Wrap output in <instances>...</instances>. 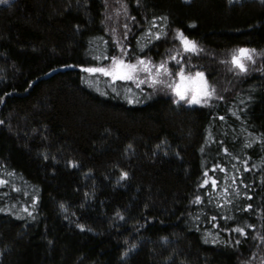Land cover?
Returning <instances> with one entry per match:
<instances>
[{
  "label": "trees",
  "instance_id": "1",
  "mask_svg": "<svg viewBox=\"0 0 264 264\" xmlns=\"http://www.w3.org/2000/svg\"><path fill=\"white\" fill-rule=\"evenodd\" d=\"M105 56L174 75L83 71ZM180 68L207 103L175 98ZM0 121V264H264V0H7Z\"/></svg>",
  "mask_w": 264,
  "mask_h": 264
},
{
  "label": "snow or ice",
  "instance_id": "2",
  "mask_svg": "<svg viewBox=\"0 0 264 264\" xmlns=\"http://www.w3.org/2000/svg\"><path fill=\"white\" fill-rule=\"evenodd\" d=\"M7 0H0V3H6ZM127 27V25H125ZM160 38V33L156 34V39ZM177 38L180 39L185 52H197L198 45L194 40H190L182 31L177 32ZM123 52V49H121ZM257 54L256 49H249L245 47L238 48L234 50L231 56V64L239 70L240 73L247 74L248 72V63H255V55ZM104 59H110L111 63L108 66H93L85 67L83 71L92 73V74H102L104 76L111 77L112 81L117 80H132L138 81L137 86L140 83H145L144 80H139L137 73L140 71L146 72L149 74V77L152 80L153 85L157 83H164L165 81L161 80L160 77L167 75L172 77L174 75L173 70L166 66L164 62L159 63L158 65H153L151 60L137 59L135 63L130 60H125L122 57L111 56L103 57ZM175 59V57H171ZM155 68V72L153 69ZM175 76L179 77L178 82L169 84L168 86L172 88L176 96L179 97V100H185L188 104H200L207 103L208 99L213 96L214 89L207 83V80L203 72H196L194 75L185 74L183 68H180L179 71L175 72ZM223 119V117H221ZM3 123V121H0ZM250 146V145H249ZM225 151H227L225 149ZM127 173H123L122 178L127 177ZM207 175V173H205ZM7 181L0 180V184H5ZM209 181L206 179L204 184L207 185ZM212 187L216 186V180L212 179ZM227 191V189H225ZM251 199V197H249ZM201 198L196 197V202H200ZM248 209L252 208L251 204L247 205ZM2 211V209H0ZM122 218V217H121ZM79 227L83 228V225ZM248 227H253V225H248ZM236 232H239L243 235H247L243 227H237ZM264 239V238H262ZM214 242V241H213ZM239 243V241H237Z\"/></svg>",
  "mask_w": 264,
  "mask_h": 264
},
{
  "label": "rangeland",
  "instance_id": "3",
  "mask_svg": "<svg viewBox=\"0 0 264 264\" xmlns=\"http://www.w3.org/2000/svg\"><path fill=\"white\" fill-rule=\"evenodd\" d=\"M185 1H189V0H185ZM233 1H238V2H240V1H243V0H233ZM1 4V3H0ZM154 72V71H153ZM142 73H144V74H148V73H146V72H142ZM149 75V74H148ZM137 76H139V72L137 73ZM132 81V80H131ZM103 81H101V85H103ZM108 85V84H107ZM102 88V87H101ZM102 90V89H101ZM114 91H116V93H118V94H120V95H123L124 97L126 96V97H130L131 96V93H126V91H123L122 90V88L120 89V88H118L116 85H115V87H114ZM172 92L174 93L173 95L175 96V98L177 99V100H179V97H177L176 96V94H175V92L172 90ZM133 95V94H132ZM180 101H185V100H180ZM186 102V101H185ZM188 104V103H187ZM190 106H193V105H196V104H189Z\"/></svg>",
  "mask_w": 264,
  "mask_h": 264
}]
</instances>
